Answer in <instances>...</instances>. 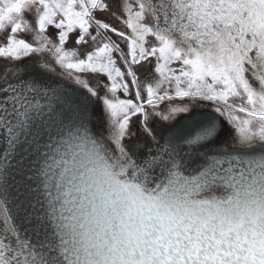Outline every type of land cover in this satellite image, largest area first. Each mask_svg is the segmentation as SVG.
Returning <instances> with one entry per match:
<instances>
[{"label": "snow or ice", "instance_id": "obj_1", "mask_svg": "<svg viewBox=\"0 0 264 264\" xmlns=\"http://www.w3.org/2000/svg\"><path fill=\"white\" fill-rule=\"evenodd\" d=\"M0 264H264V0H0Z\"/></svg>", "mask_w": 264, "mask_h": 264}]
</instances>
